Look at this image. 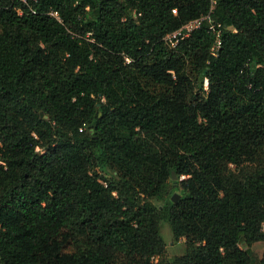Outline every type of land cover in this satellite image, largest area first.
I'll return each mask as SVG.
<instances>
[{"label":"trees","instance_id":"obj_1","mask_svg":"<svg viewBox=\"0 0 264 264\" xmlns=\"http://www.w3.org/2000/svg\"><path fill=\"white\" fill-rule=\"evenodd\" d=\"M208 12L218 56L207 20L164 39ZM261 240L264 0H0V264H264Z\"/></svg>","mask_w":264,"mask_h":264},{"label":"built area","instance_id":"obj_2","mask_svg":"<svg viewBox=\"0 0 264 264\" xmlns=\"http://www.w3.org/2000/svg\"><path fill=\"white\" fill-rule=\"evenodd\" d=\"M175 12V10H173ZM50 13L56 17H58V13L55 10H51ZM203 20H207L208 28L214 35V42L211 45L210 52L212 56L216 57L218 56L220 47H221V34L223 31V28H225V25L222 24L219 21H216L211 18L210 12H208L206 15H203L201 17L191 19L184 24H182L179 28L176 30L166 34L164 39H166L170 45L174 46L179 42V40L188 37L193 30L198 28ZM204 87L207 88V78H204Z\"/></svg>","mask_w":264,"mask_h":264},{"label":"rangeland","instance_id":"obj_3","mask_svg":"<svg viewBox=\"0 0 264 264\" xmlns=\"http://www.w3.org/2000/svg\"><path fill=\"white\" fill-rule=\"evenodd\" d=\"M175 193H178L175 191ZM161 232L163 234L164 240L166 242V257H172L175 255L183 254V239L177 243H173L172 234L170 227L167 223H163L161 227ZM264 252V240L256 241L251 244L249 253L254 261L259 259Z\"/></svg>","mask_w":264,"mask_h":264},{"label":"water","instance_id":"obj_4","mask_svg":"<svg viewBox=\"0 0 264 264\" xmlns=\"http://www.w3.org/2000/svg\"><path fill=\"white\" fill-rule=\"evenodd\" d=\"M173 178H175V174H174V173H173ZM177 197H178V194H177V193H173V194H172V199H173L174 201H176Z\"/></svg>","mask_w":264,"mask_h":264}]
</instances>
